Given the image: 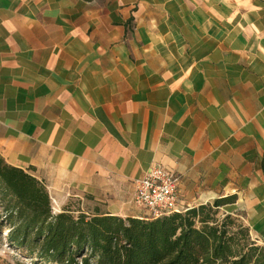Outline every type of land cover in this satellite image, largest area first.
Returning <instances> with one entry per match:
<instances>
[{"label":"crops","instance_id":"obj_1","mask_svg":"<svg viewBox=\"0 0 264 264\" xmlns=\"http://www.w3.org/2000/svg\"><path fill=\"white\" fill-rule=\"evenodd\" d=\"M0 156L122 217L161 164L264 245V0H0Z\"/></svg>","mask_w":264,"mask_h":264},{"label":"trees","instance_id":"obj_2","mask_svg":"<svg viewBox=\"0 0 264 264\" xmlns=\"http://www.w3.org/2000/svg\"><path fill=\"white\" fill-rule=\"evenodd\" d=\"M234 200L221 196L156 218L70 206L53 212L45 185L0 156V225L35 264H264V245L243 214L219 212Z\"/></svg>","mask_w":264,"mask_h":264},{"label":"built area","instance_id":"obj_3","mask_svg":"<svg viewBox=\"0 0 264 264\" xmlns=\"http://www.w3.org/2000/svg\"><path fill=\"white\" fill-rule=\"evenodd\" d=\"M132 202L146 210L149 218L167 215L174 211L184 210L178 204V176L161 164L149 167L135 181ZM52 211L57 212L55 201L51 199Z\"/></svg>","mask_w":264,"mask_h":264},{"label":"rangeland","instance_id":"obj_4","mask_svg":"<svg viewBox=\"0 0 264 264\" xmlns=\"http://www.w3.org/2000/svg\"><path fill=\"white\" fill-rule=\"evenodd\" d=\"M67 203L68 206H70L72 209H86V207H91L93 205L92 201L85 200V199H79L78 197H73L72 199L68 200ZM135 207V205L133 204ZM137 207V206H136ZM137 209H140L141 214L145 216V218H149V215L147 214L146 210L137 207ZM220 213L222 212H233L231 210V207L229 206H223L219 210ZM3 211L0 208V219L3 217ZM240 217V216H239ZM242 219V218H241ZM243 220V219H242ZM245 223V221L243 220ZM8 225H0V264H35L31 258L24 256L23 252L14 246L9 245L7 238H6V231H7ZM92 264H94V260H92Z\"/></svg>","mask_w":264,"mask_h":264}]
</instances>
